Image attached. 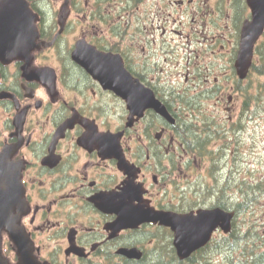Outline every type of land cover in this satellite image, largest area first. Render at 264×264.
I'll return each mask as SVG.
<instances>
[{"label":"flooded vegetation","instance_id":"obj_1","mask_svg":"<svg viewBox=\"0 0 264 264\" xmlns=\"http://www.w3.org/2000/svg\"><path fill=\"white\" fill-rule=\"evenodd\" d=\"M37 4L31 58L0 62V196L14 190L15 170L22 190L21 207L0 214V264L153 263L165 226L117 229L118 213L127 196L136 199L131 211L182 212L170 208L175 181L193 176L205 156L179 137L188 132L179 121L196 117L201 98L234 104L238 94L240 105L253 86L256 57L245 78L237 70L247 0ZM52 55L55 65L46 60ZM129 98L141 104L132 108ZM15 217L16 238L7 224Z\"/></svg>","mask_w":264,"mask_h":264},{"label":"water","instance_id":"obj_2","mask_svg":"<svg viewBox=\"0 0 264 264\" xmlns=\"http://www.w3.org/2000/svg\"><path fill=\"white\" fill-rule=\"evenodd\" d=\"M248 4L251 8L252 19L247 20L243 25L241 48L237 61V70L241 78L247 75L252 64L255 44L264 32V0H248ZM68 15V6L65 4L59 14L61 31ZM36 17L37 15L32 11L28 0H0V61L7 63L18 57L29 61L31 51L36 46V39L39 37L35 24ZM78 55L81 56L80 53ZM127 76L131 78L128 72ZM114 88L118 92L120 91L118 86ZM128 101L132 108L141 104L136 98H129ZM142 102L144 106L147 98H143ZM150 103L158 112L168 116L171 121H175L160 100L153 97ZM6 155L7 153L4 154V156ZM18 176V172L15 170L14 190L0 196L1 215H8V212L15 206L21 207L19 203L21 202L22 190L18 185ZM125 190L129 191V188L124 187L123 193ZM135 200V197L127 196L126 210L118 213L119 217L115 227L117 229L136 227L144 222L159 223L170 227L174 232L173 244L181 260L189 258L194 252L206 246L218 229L223 230L224 233H229L232 230L235 212L219 206L199 208L188 212L154 211L152 209L131 211L130 205ZM15 220L16 217L7 223L12 232L14 230L12 223ZM15 235L13 232L14 238H16ZM19 251L21 257L26 260V247L21 245ZM120 253L130 258L142 257V252L138 248H122Z\"/></svg>","mask_w":264,"mask_h":264},{"label":"trees","instance_id":"obj_3","mask_svg":"<svg viewBox=\"0 0 264 264\" xmlns=\"http://www.w3.org/2000/svg\"><path fill=\"white\" fill-rule=\"evenodd\" d=\"M30 1L33 8L37 9V2L39 0ZM253 74L258 78L264 77V39L257 45L256 48V61L253 66ZM251 87L252 85L246 86L243 89V107L240 117L236 123L227 126L226 124L215 122L213 117H211L210 120L205 122L206 132L202 130L197 131L196 125L191 126L189 124H185V126L188 128V132H182V134L180 133L183 138V142L190 145L199 146L197 149L199 158L202 156H208L213 159V164L209 166L212 169L208 170V173L210 174L209 177L212 178V182L203 180V184L201 182L202 180H200L199 174L196 180L190 179V175L187 176L185 182L176 180L174 188L176 203L170 205V208L186 211L203 207L205 204H207V202H209L208 200L211 198L210 195L214 196L212 197L213 202L210 204V206H220L228 210H234L236 212V217L238 212H245L250 208L252 199L250 196H244L243 191H241L242 194L238 197V199H233V194H235L236 191L235 189L244 190L245 184L248 183L243 177V183H238L235 187L237 181L239 180V175H236V173H240V170L237 169L235 173L233 168L235 166L232 167V165H230L228 168V159L226 158V155H231L229 156V159H232V157L234 159L238 158V156L241 154L238 133L244 129L246 124L245 121L252 117H257L258 114H264V81H255L253 91ZM230 132L232 133L230 134ZM213 137L225 138L224 144H221L218 149H215L213 144H211ZM233 151L234 153L232 155ZM175 168H177V166ZM222 170L225 172L223 179L221 174ZM236 217L234 220L233 231L229 234V236H226L228 238L230 237V240L235 234ZM162 231V234H165L166 236L158 234L157 239L160 241V244L158 245L159 249L162 251L165 250V253H162L159 250L158 259L150 264H207V259L204 257V253L207 252L211 244L206 248H202L201 250L197 251L190 258L186 260H180L172 244L171 231L167 228H163ZM239 237L243 239L247 238L246 235H240ZM161 242L164 244H161ZM229 243H232V240ZM215 246V249H217L218 245L216 244ZM260 246L261 243H253L249 247L248 251L246 250L245 255H243L245 258L239 257L235 259L236 261H234L233 258H229V264H264V250L263 252L258 253V247Z\"/></svg>","mask_w":264,"mask_h":264},{"label":"rangeland","instance_id":"obj_4","mask_svg":"<svg viewBox=\"0 0 264 264\" xmlns=\"http://www.w3.org/2000/svg\"><path fill=\"white\" fill-rule=\"evenodd\" d=\"M56 59L57 57L55 55H52L46 60L48 64L55 65ZM173 78H176L175 72ZM255 81H264V77L258 78L253 75L252 91L254 90ZM231 94V90H229L227 91L226 96ZM236 96H238L237 103H230L231 105L229 103L227 104V102L224 101H220L218 104H216L214 100H206L204 98H201L203 102L199 107L196 117L192 115L194 118L191 117L179 122L183 124H189L191 126L196 125L197 131L202 130L204 132H206L205 122L207 120H210L211 117H213L215 122H220L221 124H226L227 126L236 123V121H238L239 119L243 107V104L239 105V101L241 103L242 99L240 100L238 94H236ZM245 123L246 124L244 129L238 133L239 145L241 146V154L236 159H234L233 157L232 159H229V156L231 155H226V158L228 159V168L230 167V165H232V167L235 166L233 167L234 172L237 169L240 170V173L235 172L236 175H239V180L237 181L235 187L238 183H243V177L244 180L248 183L245 184L244 190L235 189L236 191L235 194H233V199H238V197L242 194L241 191H243L244 196H250L252 202L250 204V208L247 211H241L237 214L235 221V234L234 237L231 238L232 243H229L231 242L230 237H226L222 231H219L216 234L211 248H208L207 252L204 253V257L207 259V264H229V258H233L234 261H236L235 259L244 257L243 255H245L246 250L248 251L249 247L253 243H261V246L258 247V253L263 252L264 250V114H258L255 118L252 117L250 119H247ZM231 133L232 132H230V134ZM179 137L183 140L181 135ZM224 140L225 138L213 137L211 140V144H213L215 149H218L221 144H224ZM233 153L234 151L232 152V155ZM202 159L203 167L201 169H198V173H195L190 177V179L196 180L199 174L200 180H202L201 182L203 183V178H205V174L207 173L208 177H206L205 180L212 182V178L209 177L210 174L208 173V170L212 169L209 166L213 164V159L208 156H205ZM221 174L223 179L225 172L222 170ZM210 197L211 198H209L208 200L209 202L204 205L205 207H210V204L213 202L212 197L214 196L210 195ZM162 232L159 231V234H162ZM240 235H246L247 238L243 239L239 237ZM143 241H148V237L143 236ZM161 244L164 243L161 242ZM216 244L218 245L217 249H215Z\"/></svg>","mask_w":264,"mask_h":264}]
</instances>
